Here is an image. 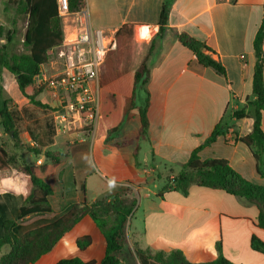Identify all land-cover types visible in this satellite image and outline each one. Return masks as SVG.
<instances>
[{"label":"crops","instance_id":"crops-1","mask_svg":"<svg viewBox=\"0 0 264 264\" xmlns=\"http://www.w3.org/2000/svg\"><path fill=\"white\" fill-rule=\"evenodd\" d=\"M114 1L93 0L91 24L94 29L113 36L123 25L135 27L132 65L137 66L147 55L149 70L148 83L137 97L138 103L148 100L146 138L136 140L138 118L124 123L120 129L122 135L111 141L105 137L96 139L95 131L92 134L82 131L79 134L84 139L77 143L85 142V158L72 155L69 162L55 168L61 189L71 195V205L82 197L74 183L75 176L78 185L84 182L87 202L111 195L130 200L136 197L127 233L130 242L143 251L165 255L178 251L190 263L211 262L221 254L234 264H264V255L250 244L252 236L264 242V230L256 226L255 205L222 190L195 184L186 193L166 190L157 196L164 185V175L155 172L163 171L165 166L180 168L222 120L227 127L225 135L204 146L198 153L200 160H224L242 179L264 187V177L258 174L251 151L237 140L250 134L253 127V108L248 105L254 100L252 43L262 21L264 0ZM166 3L169 4L167 30L157 37L159 15ZM11 17L12 8L5 9L3 0L0 26L8 25ZM175 33H185L203 42L209 50L206 55L223 68L224 74L201 65L176 39ZM262 48L264 52V42ZM241 110L247 117L234 118L233 114ZM46 123L54 127L51 120L44 121L40 127L44 128ZM261 128L264 132V112ZM29 132H23L19 140L27 141L28 135L32 146ZM57 135L55 129L52 145L57 143ZM124 141L131 143L115 145ZM136 145L138 166L134 160ZM142 151L146 155L144 160L140 157ZM10 195L7 189H0V238L1 224L16 219L21 205L18 194L15 200ZM11 206L17 208V213L8 217ZM44 218L26 217L17 223L14 233L21 236L23 230L41 227L44 224L40 220ZM83 236H89L91 242L80 250L76 240ZM105 249L104 237L92 219L83 216L34 264H56L71 258L99 264Z\"/></svg>","mask_w":264,"mask_h":264},{"label":"trees","instance_id":"trees-1","mask_svg":"<svg viewBox=\"0 0 264 264\" xmlns=\"http://www.w3.org/2000/svg\"><path fill=\"white\" fill-rule=\"evenodd\" d=\"M69 10L78 11L85 6V0H68ZM15 7L17 14L28 16V25L24 35L23 46L25 53L9 54L7 45L13 39V32L0 26V70H6L15 79L20 95L29 105L42 112H54L48 105L40 102L37 97L42 93L41 85H35L34 78L39 75L41 67L49 62L50 54L57 52L63 39L62 20L58 16L56 0H5V9ZM169 4L162 6L158 20V34L161 37L167 30ZM134 25H123L114 35V47L109 49L100 66L101 76L98 87L99 118L94 133L96 139L105 137L106 141L112 140L120 131L123 124L138 118L140 127L137 141L146 138L148 129L147 107L148 100L138 103L139 91H143L149 80V70L146 65L147 55L142 58L137 66L132 65V48L134 45ZM140 32V31H139ZM176 39L187 50L192 52L198 62L204 67L213 69L223 75V68L202 49L208 48L185 33H175ZM264 5L263 17L252 43L254 52V67L252 78V94L254 100L249 102L253 108V127L250 134L238 138L252 153L256 161V169L264 177V132L261 128V114L264 112ZM209 51V50H208ZM50 53V54H49ZM149 54V52H148ZM1 90V87H0ZM7 99L0 93V126L4 132H12L14 146L22 147L19 140L18 123L21 114L9 108ZM236 119L247 117L244 110L233 114ZM41 133L29 132L33 142L32 146L23 147L35 157L43 156L45 161L39 165H31L25 160L21 162L18 178L20 186L26 181L28 195L22 194L21 205L18 209L16 220H7L1 224L2 236L0 238V251L4 246L9 252L0 257V264H34L41 256L48 253L56 242L69 231L83 216H89L105 239V254L99 264H234L225 259L221 254L211 262L190 263L183 255L174 251L167 255L143 251L136 245H130L127 233V221L136 206V199L122 198L118 195L106 196L93 202L84 198L83 180L77 184L82 196L79 203L73 205L64 215L53 222L33 229L17 236L14 228L17 223L26 217L34 215H48L53 212L48 198L52 189L46 179L54 174L56 166L61 162L62 154L52 151L49 147L53 144L55 128L46 123L41 128ZM227 127L221 120L213 129L209 138L200 147L192 151L185 164L180 167L176 177L172 180L173 188L163 185L157 196L166 190L186 193L192 184L222 190L230 196L243 198L256 206L258 216L256 226L264 230V187L254 185L242 179L232 170L226 161L210 159L200 160L198 153L204 147L213 143L218 137L224 136ZM131 141L116 143L125 146ZM139 146H135L134 160L138 166ZM13 161L8 158L7 151L0 144V171H7ZM18 183V185H19ZM89 236L79 237L76 245L80 250L89 246ZM251 248L264 255V242L251 237ZM56 264H93L85 263L78 258L62 259Z\"/></svg>","mask_w":264,"mask_h":264},{"label":"rangeland","instance_id":"rangeland-1","mask_svg":"<svg viewBox=\"0 0 264 264\" xmlns=\"http://www.w3.org/2000/svg\"><path fill=\"white\" fill-rule=\"evenodd\" d=\"M85 1H86V7L88 8L90 15L92 17L93 0H85ZM103 1H106V3L115 2L114 0H103ZM2 3L3 0H0V6L2 5ZM11 8H12L11 20L8 25L4 26L6 31L10 30L13 32V39L7 45V52L9 54L25 53L26 49L23 46V41L28 25V16L26 14H17V12L15 11V7H11ZM0 42L2 44L6 43L5 40H2ZM63 69H64L63 62L58 59L57 53L52 52L48 64L41 71L48 79L57 80ZM100 76H101V71L99 73V81H100ZM99 81H98V85L96 83L92 87L95 93H97V87H99ZM0 87H1L0 93L2 98L10 101L9 108L14 111H17V108L18 109L21 108V111H17L21 114V121L17 124L19 128V136L22 135L23 132H25L26 130H29L30 132L39 135L41 133V128H42L40 126L43 124V122L46 120H51L58 134L56 137L58 141L57 143L49 147V149L62 154L60 164L69 162L72 155H76V156L78 155L80 159L84 157L85 155L84 148L86 147V144L85 142L77 143L79 139H84L79 133H81L82 131H86L87 134H92L93 131L91 129L89 121L83 120L85 115L82 114L80 115L81 117H79V113L77 112V107L75 105V102L67 92L59 88L50 89L46 85H41L40 88L42 89V93L39 96V100L43 104L48 105L51 109L55 110L54 112L49 111L44 113L41 110L27 104L25 99L22 98V96L18 91L14 77L4 69L0 70ZM120 135H122L121 130L119 131L118 135H116L115 137ZM26 138L27 141L25 142L23 140H20V144L22 145V147L17 148L14 146V141L12 139V136L9 133L4 132L0 126V144L3 145L5 150L7 151L8 158L13 161L10 165L9 171L6 172L0 171V182H2L0 183V189H7L10 194L14 195V196L10 195V197L13 198L14 200L16 199L15 196L17 195V190L21 187L19 183L20 178H18V174H20L19 168L21 162L25 160L27 163L31 165H39L45 161L43 156L35 157L31 153H29L26 149L23 148L29 146V143L31 142L28 135H26ZM145 156H146L145 152L142 151L140 153L141 159L144 160ZM179 170L180 168L174 169L165 166L163 171L158 170L159 173L158 171L155 172L157 174L164 175V185L167 184V188H173L172 180L176 177ZM59 181H60V176L58 177L57 180V176L55 174L47 179V183H49L53 191L52 195L48 198L49 205L51 206L53 212L48 215H42L45 217L44 219L40 220V223L44 224L43 226L61 217L73 206L70 203L72 201L71 195H69V192L65 191L63 188L61 189L62 185ZM65 184H67V182H65ZM134 199H136V197H134ZM15 213H17V208L11 206L9 208V215L7 216L11 217L12 215H15ZM34 216H39V215H34ZM34 216H30V217H34ZM128 221H127V229H128ZM37 228L39 227L36 226L34 229ZM31 230H33L32 227L26 231L23 230L22 232L26 233ZM128 242L130 245H134L130 242V240H128ZM8 251L9 248L7 246H4L0 251V257L6 254Z\"/></svg>","mask_w":264,"mask_h":264},{"label":"built area","instance_id":"built-area-1","mask_svg":"<svg viewBox=\"0 0 264 264\" xmlns=\"http://www.w3.org/2000/svg\"><path fill=\"white\" fill-rule=\"evenodd\" d=\"M56 6L63 32L56 53L64 69L57 80L48 79L40 71L34 83L67 92L75 102L79 117L84 114L83 120L89 121L94 132L99 118V95L92 87L98 85L100 66L105 53L114 47V36L92 27L86 1L84 8L75 12L69 10L68 0H56Z\"/></svg>","mask_w":264,"mask_h":264},{"label":"clouds","instance_id":"clouds-1","mask_svg":"<svg viewBox=\"0 0 264 264\" xmlns=\"http://www.w3.org/2000/svg\"><path fill=\"white\" fill-rule=\"evenodd\" d=\"M0 183H2V182H0ZM26 184H27V182L24 181L22 187H20V188L17 190V194H18V195H19V194H22V195H24L25 197H27V195H28L29 193H28V189H27V187H26Z\"/></svg>","mask_w":264,"mask_h":264},{"label":"water","instance_id":"water-1","mask_svg":"<svg viewBox=\"0 0 264 264\" xmlns=\"http://www.w3.org/2000/svg\"><path fill=\"white\" fill-rule=\"evenodd\" d=\"M202 53L203 54H207L208 53V50L207 49H202ZM10 135H12V132H9Z\"/></svg>","mask_w":264,"mask_h":264},{"label":"snow or ice","instance_id":"snow-or-ice-1","mask_svg":"<svg viewBox=\"0 0 264 264\" xmlns=\"http://www.w3.org/2000/svg\"><path fill=\"white\" fill-rule=\"evenodd\" d=\"M144 31H146V30H144Z\"/></svg>","mask_w":264,"mask_h":264}]
</instances>
